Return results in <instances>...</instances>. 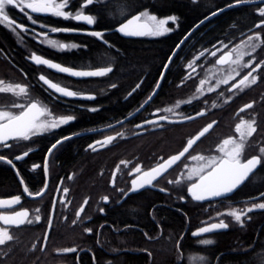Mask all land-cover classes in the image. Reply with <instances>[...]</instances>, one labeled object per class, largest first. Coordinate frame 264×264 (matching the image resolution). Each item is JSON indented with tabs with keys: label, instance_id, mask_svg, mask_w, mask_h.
<instances>
[{
	"label": "flooded vegetation",
	"instance_id": "1",
	"mask_svg": "<svg viewBox=\"0 0 264 264\" xmlns=\"http://www.w3.org/2000/svg\"><path fill=\"white\" fill-rule=\"evenodd\" d=\"M105 1L109 0H101L99 3L94 0L92 5L83 9L84 14L95 17L93 25L58 18L51 14L31 13V10L26 8L22 11L23 5L6 8L10 20L14 23L11 27L7 23L0 24V31H3L12 41L5 42L6 51L0 47V82H2L0 84L25 86L28 95L18 97L12 92H0V111L18 114L20 109L13 108L12 105L27 104L30 98L31 102H35L38 107L47 109L48 115L44 117L46 119L54 120L67 116H73L74 119L56 129L41 131L26 141L10 140L7 143L11 147L0 146V156L5 157V160L0 161V173H4L8 178L0 185V201H11L17 196L20 197L18 204L11 206L0 204V215L13 216L17 211H28V218L33 220L31 225L25 222L19 226L6 225L0 220V228L6 229L13 237L11 241H6L0 246V264H116L119 255L129 251L145 252L148 254L147 264H149L152 253L147 247L153 243L163 244V240L166 239V236L162 234V220L153 214V208L165 206L180 210L177 206L188 198L185 192L187 186L191 184V181H187L182 191L185 177L189 171L205 163L207 159L222 156L223 153L219 152V147L225 139L243 144L240 154L241 162L253 156L260 158V163L264 162V153L260 152V149L264 148V24L261 23L264 21V16L259 14L260 10L264 9V0L250 4H239V2L253 0H223L224 6H229V9L239 5L250 6L239 12L248 15L247 19L227 21L229 29L233 24L240 23L243 30L240 38H229L219 52L216 48L212 50V52L216 51V55L210 60L202 57L204 52H198L195 58L184 61V57L177 54L190 34L175 52L164 71L169 56L190 28L179 36L171 52L161 64H157L155 69L146 67L138 70L130 83L125 85L126 88L123 81L130 75L117 73L113 69L118 61L116 56L119 49L110 41V36L139 40L146 44L151 40L177 32L178 20L176 19L175 25L169 28L172 30L163 35L123 37L111 31L119 23L110 27L99 26V17L102 16L98 7L102 8ZM82 3L83 0H70V5L65 11H72L75 14L81 9ZM141 13L151 14L156 18L175 17L173 14L157 16L149 10L134 14L141 15ZM29 15L37 21L36 24L31 23ZM206 16L208 14L198 22ZM140 21L145 20L141 18ZM257 24L261 26L257 28ZM16 25H24L27 31H22ZM40 25L46 27L41 28ZM52 27L72 31L52 33L50 31ZM93 31L101 32L102 37L92 36L90 33ZM45 32L47 36L36 35V33ZM257 34H259V40L249 41L250 36L255 37ZM46 39H55L65 44L75 43L78 47L59 51L48 46L45 43ZM33 53L59 63L61 66L74 69L111 68L112 71L101 77H71L49 69L45 65H35L31 61ZM229 53L230 58L225 63H217L221 55L226 56ZM108 56H111V65L97 66L101 62H108ZM192 60L195 61L193 64L195 72H192V69L189 71L185 69L186 64ZM233 61H239V64ZM249 61H253L251 67H243ZM257 64L260 67L253 72V76L257 78L254 84L248 83L247 86H241L243 91L241 88H232V85L243 79ZM237 71L239 75H236ZM40 75H44L60 86L78 92L80 96H94L95 99L67 98L56 94L39 80ZM230 75L234 78L229 79L227 84L219 83L221 80L228 79ZM186 76L189 78L185 79ZM251 79L252 77H249V81ZM202 80L207 82L206 87L201 85ZM113 84L116 87L113 88ZM138 84L139 88L136 87ZM210 88L214 90L209 91ZM229 89L232 90L229 91ZM123 104H125L124 107L121 106ZM249 104L252 105L251 108L245 107ZM91 108L98 110L90 111ZM103 111L108 116L102 117ZM200 112L204 114L198 116L197 113ZM195 115L194 119L185 122H169ZM161 116L167 119L160 120ZM146 121L155 123H145ZM209 124H213V127L173 168L153 181L151 186L129 192L131 181L140 174L128 175L134 167L139 166L142 173L180 152L188 140ZM137 125H143V127H137ZM237 125H241L240 132L236 131ZM248 125L256 128V132L251 137L247 136ZM241 133H244L243 139ZM108 136L116 138L106 146L97 145L95 151L88 147L97 141L103 142ZM65 137L70 139L65 140ZM57 140H62L63 143L49 153L52 144ZM227 147L230 149L233 145L230 144ZM25 152L28 153L27 156L23 155ZM17 156L23 158L17 160L15 159ZM193 156L197 159L193 160L191 158ZM200 156H204L205 161H201ZM7 160H12L13 165H9ZM64 160L77 163H73L64 170L62 168ZM121 161L127 162V167L120 164ZM117 165L120 167L118 172ZM113 172H116L114 184ZM177 179H180L182 183L168 182ZM45 185H47L46 188ZM240 187L231 195L219 199H225L230 205V208L225 211L226 214L232 210L245 213L242 216V223L235 222L231 216L227 215L233 225L245 229L248 215L251 213L247 209L253 204L264 202V196L255 200L252 198L264 189L253 195L238 194L236 196L234 193ZM25 188L28 192H25ZM58 188L60 191H57ZM64 188L68 189L66 194L63 192ZM157 188L164 189L166 192ZM121 189L123 192L120 191ZM170 190L182 193L180 196L173 194V199L178 197L179 203H168L165 199L151 201V195L154 193L168 195ZM41 191H43L42 196L35 195ZM29 192L32 195H29ZM61 197L64 199L63 205L60 203ZM104 197H108L107 202L104 201ZM54 200L56 207L51 227L46 235ZM85 200L87 204H84ZM82 206L84 210L77 218L76 213ZM141 207L147 210L145 213L148 217L142 218V222L138 218L124 219L125 217L120 216L122 212H140ZM37 209L39 212H36ZM255 211L261 210L252 212ZM36 215L41 217L39 222L35 221ZM114 217L117 218L115 224L111 222ZM73 221L76 223L74 224ZM150 222H154L156 226L154 232L150 228ZM54 223L58 224L59 229L77 232L53 233L51 231L54 230ZM230 226L232 225L229 224L227 229ZM109 228L112 231L111 234L108 233ZM86 229H91V233ZM135 230L140 232L142 239L146 242L138 247L122 240L128 232ZM192 231L189 236L194 240L192 244L198 248L194 256L195 264H198L201 246L199 239L209 234L193 236ZM73 248L76 250L65 252V249ZM179 256L180 259L183 258L181 251Z\"/></svg>",
	"mask_w": 264,
	"mask_h": 264
},
{
	"label": "trees",
	"instance_id": "2",
	"mask_svg": "<svg viewBox=\"0 0 264 264\" xmlns=\"http://www.w3.org/2000/svg\"><path fill=\"white\" fill-rule=\"evenodd\" d=\"M224 7L223 0H195V2L194 0L105 1L102 8L98 7L102 13H100L102 17H99L98 21L99 26L110 27L116 25L132 14L143 10H149L157 16L173 14L178 20L179 30L177 32L156 40H151L146 44L139 40L110 36V41H112L119 49L118 55L116 56L118 57V61L113 69L116 70L117 73L130 75L123 81V85L125 86L130 83L134 74L136 75L138 70L146 67L155 69L157 64H161L169 55L175 41H177L183 32L192 28L205 15H209V13L211 14L213 11ZM247 8H250V6L239 5L230 9L227 8L211 17L206 24L201 25L191 33L186 42L181 46L177 55H182L184 61H186L195 58L198 52H204V55L202 56L203 58L207 60L212 59L213 56L210 55L212 50L215 48L222 49L229 38L237 39L242 36L243 30L240 23L233 24L232 28L229 29L227 21L229 19H247L248 15L239 13ZM5 42L11 43L12 41L3 31H0V47L6 51ZM93 44H95V42H93ZM108 57V62H101L97 66L111 65V56ZM169 69L167 70V73L169 72ZM124 88H126V86ZM121 106L124 107L125 104ZM103 116H108V114L103 111L102 117ZM73 163L77 162L64 160L62 168L64 170L68 169ZM6 179L8 178L5 177L4 173H0V185H2ZM186 184L187 181H183L182 191ZM263 189L264 162L259 164L255 172L234 194L236 196L238 194L248 196ZM173 194L180 196L182 193L173 192V190H170L168 195L154 193L151 195V201L165 199L168 203H179L178 197L173 199ZM177 207L180 210L165 206L153 208V214L156 215L158 219L162 220V234L166 236V239L163 240V244L153 243L151 246L147 247L152 253L151 262L149 264H195L196 259L193 258H196L194 256L197 253L198 248L193 245L194 240L189 236L190 231L199 228L206 223L219 221L220 219H224L232 226L225 231H218L199 239L200 241L203 239H211L213 243L209 245L201 243V246L199 247L200 254L198 255H200L199 258L203 257V259H199L198 264H264V210L249 213L247 225L245 229H242V227H236L233 225L229 220L225 211L230 208V205L226 203L225 199L196 202L187 198L184 203L179 204ZM140 209L142 212H122L120 213V216L122 215L121 218L125 217L124 219H127L128 217L138 218L142 222V218H148L147 213H145L147 210H143L142 207ZM116 221L117 218L114 217L111 222L115 224ZM150 228L152 232L156 230L154 222H150ZM53 229L54 230L51 232L56 234H70L77 232L68 229H59L57 223L53 224ZM108 233H112L110 228L108 229ZM122 240L125 241V243L134 244L136 247L143 245L145 242L142 239L140 232L137 230L128 232L124 238L122 237ZM180 251L183 255L182 259H180L179 256ZM147 263L148 254L145 252L133 253L131 251L122 252L116 262V264Z\"/></svg>",
	"mask_w": 264,
	"mask_h": 264
},
{
	"label": "snow or ice",
	"instance_id": "3",
	"mask_svg": "<svg viewBox=\"0 0 264 264\" xmlns=\"http://www.w3.org/2000/svg\"><path fill=\"white\" fill-rule=\"evenodd\" d=\"M95 2L99 3L101 0H95ZM195 2V0H194ZM94 0H83L82 7L79 11L73 14L72 11H65L66 8L70 5V0H0V24L7 23L9 27L14 23L10 20L9 15L7 14L6 8L7 6H20L23 5L21 10L23 11L25 8L30 9L31 13H40V14H51L52 16L63 18V19H72L77 22H86L88 25H93L95 23V17L93 15L84 14L83 9L89 5H92ZM217 13H212V15H216ZM261 16H264V9L260 10L259 13ZM142 16H146L147 20L151 23H137ZM141 15L133 16L131 19L127 20V23H123L119 28L118 31L125 35H163L166 32H170L172 29L166 28L165 24L167 23L166 20L157 21L155 16H148L147 13H141ZM29 19L31 20L32 24H36L37 21L29 15ZM170 20L175 22L177 19L176 17H170ZM264 24V21L261 22ZM261 24H257L256 27L259 28ZM17 28L21 29L22 31H27V28L24 25H16ZM41 28L46 26L40 25ZM52 33L60 32V31H72L70 29H59L52 27L50 29ZM92 36L95 37H102L101 32L93 31L90 33ZM36 35H44L47 36V32L45 33H36ZM253 39L259 40V34L255 37L250 36L249 41ZM45 43L59 51L64 50H72L78 47L77 44H65L60 43L55 39H46ZM183 43V41H181ZM180 45H177V49H179ZM226 47V45H225ZM255 50V49H253ZM216 51H220L217 49ZM216 51L211 53L212 56L216 55ZM175 55V53H173ZM203 55V53H201ZM230 53L226 56H221V58L217 61V63L223 64L230 58ZM199 59V57H197ZM171 60V57H170ZM31 61L35 63V65H45L49 69L56 70L60 73L68 74L71 77L76 78H86V77H101L104 76L106 73L111 72V68H103L98 71H80L74 70L72 67L61 66L59 63H54L48 59L42 58L40 55H36L33 53L31 55ZM192 64H189L187 67L192 69V72H195L196 69L193 67ZM233 63L239 64V61H233ZM253 61H249L247 64L243 65V67H251ZM167 67V66H165ZM260 67L259 64L256 65L255 68H252L251 71L248 72L247 75L243 77V79L239 80L237 84L232 85V88H243L241 86H247L248 83L254 84L256 82V77L253 76V72H256L257 69ZM233 71H236L233 69ZM236 75H239V72H236ZM191 76V73H189ZM249 77H252L251 81H249ZM189 78L188 76L185 79ZM231 75L228 79H224L219 81V83L227 84L229 79H233ZM39 80L43 82L49 89L53 90L54 93L62 95L67 98H86V99H95L94 96H80V94L76 91L69 90L67 87L60 86L58 83H54L51 80L47 79L44 75L39 76ZM2 83V82H0ZM201 85L205 83V81L200 82ZM219 84L217 85V87ZM112 87H116L115 84ZM139 88V84L136 86ZM159 87V84H157ZM214 89L210 88L209 91H213ZM232 89H229L231 91ZM135 91V89H133ZM0 92H12L18 97H27L28 90L25 86H21L19 84L6 87H0ZM131 95V93H129ZM151 99V97H149ZM13 108L20 109L19 113H13L11 111H0V146L2 147H11L7 142L10 140H29L31 136L38 134L41 131H49L60 127L61 125H65L74 119L73 116L62 117L59 119L49 120L44 117L48 115L46 108L38 107L35 102H31L30 98L27 104L25 103H14L12 105ZM142 107V106H141ZM179 107V105H177ZM245 107L251 108L252 105H246ZM90 111H97L96 108L89 109ZM168 111H172V109H168ZM243 111V109H241ZM203 112L197 113V115H203ZM195 117H187V119H194ZM160 120H166L167 117L161 116ZM145 123H155L154 121H146ZM215 123V122H213ZM137 127H143V125H137ZM213 127V124H209L207 127L203 129L199 133L195 139L189 140L187 147H184L183 151L179 152L178 155H174L169 157L167 160H164L162 163H159L156 167H153L150 171L143 172L141 175L137 176L135 179L131 181L132 191L143 189L146 185H152L153 181L157 180V177L161 176L162 173L167 172L168 168L172 167L177 161L181 159V157L185 156V153L189 152V149L192 148V145L199 140L200 137H203L209 129ZM236 131H241V125H237ZM256 132V128L252 127V125H248L247 136L251 137L253 133ZM244 133H241V138L243 139ZM116 137L108 136L106 140L103 142L97 141L95 144L89 145L88 147L91 148L93 151L97 150V145L101 147L106 146L107 144L111 143ZM65 140L70 139V137H65ZM63 143L62 140H57L56 143L52 144L51 148L49 149V153L52 152L53 149H56L58 145ZM232 144V148H228L227 146ZM243 148V144H237L231 139H225L223 144L219 147V152L223 153L222 156H213L206 160L205 163L199 165L197 168L192 169L189 171L187 176L185 177L186 181H191L190 186H188L187 191L191 194L192 199L196 201H203L206 199L214 198V197H223L226 194L232 193L245 179L249 176L250 173L254 171V169L260 164V158L253 157L248 159L246 163H241L240 161V154ZM260 152L264 153V148L260 149ZM27 156L28 153L25 152L23 154ZM22 156H17L15 159L19 160L22 159ZM193 160L197 159V157H191ZM199 159L201 161H205L204 156H200ZM5 160V157L0 156V161ZM163 160V158H161ZM9 165H13L12 160H7ZM120 164H123L127 167V162L121 161ZM38 167V166H36ZM187 167V166H186ZM116 171H120L119 165H117ZM134 173H141V168L139 166L134 167L128 175H133ZM113 176V184L115 183L116 172L112 173ZM23 183V181H21ZM170 184H180L182 181L177 179L175 181H168ZM47 185H45V188ZM25 192H28V189H24ZM57 191H60L58 188ZM123 192V190H120ZM164 191V189H161ZM63 192L66 194L68 192L67 188L63 189ZM32 195V193H28ZM37 196H42L43 191L36 193ZM127 195V193L125 194ZM105 202H107L108 197L103 198ZM183 199V198H182ZM20 203V197L17 196L11 201H0V204H7L9 206ZM60 203L64 204V199L61 197ZM84 204H87V200H85ZM56 207V201H53V209ZM264 210V203L253 204L252 207L247 209L248 212H252L254 210ZM83 206L80 210L76 213L77 218L80 217V214L83 212ZM101 211H103L101 209ZM39 212V209L36 210ZM220 215V214H218ZM228 216H231L235 222L242 223V216L245 215L243 211H236L232 210L227 213ZM28 211H17L13 216H3L0 215V220L4 222L6 225H23L27 222L29 225L33 223L32 219H29ZM41 220L40 215L35 216V221L39 222ZM49 225H51L52 221L49 219ZM75 224L76 221H73ZM229 224L226 223L224 220H220L219 223H212L209 227H201L199 229V233H209L213 230L219 229H227ZM87 232L91 233V229H86ZM197 235V233H194ZM13 237L9 235V232L6 229L0 228V246L4 245L6 241H11ZM200 243L204 245L212 244L213 241L211 239H203ZM76 249H65V252H72ZM196 259V258H193ZM203 259V257L199 258Z\"/></svg>",
	"mask_w": 264,
	"mask_h": 264
},
{
	"label": "water",
	"instance_id": "4",
	"mask_svg": "<svg viewBox=\"0 0 264 264\" xmlns=\"http://www.w3.org/2000/svg\"><path fill=\"white\" fill-rule=\"evenodd\" d=\"M256 2H258V0H253V1H242V2H239V4H250V3H256ZM229 6H227V7H224V8H221V9H219V10H216V11H214V12H212V13H220L221 11H223V10H225V9H227ZM212 13L211 14H209L208 16H206L204 19H202L200 22H198L197 24H195L189 31H188V33L184 36V38L181 40V41H185V39L192 33V32H194L195 31V29H197L199 26H201L204 22H206L208 19H210L211 17H213L214 15H212ZM139 14H134V15H132V16H130V17H128V18H126L125 20H123L122 22H120L118 25H116L111 31H114V32H117L119 35H121V36H123V37H130L131 35H125V34H123V33H121L120 31H118V28L123 24V23H127V20L128 19H131L133 16H138ZM137 23H140V24H143V23H147L146 21H138ZM181 41L179 42V44L178 45H180L181 46ZM178 49H177V46H176V48L174 49V51L172 52V54L169 56V58H168V61H167V63L165 64V66H168V64H169V62L171 61L170 60V57H171V59H172V57L174 56L173 55V53H175L176 51H177ZM221 56H225V55H221ZM221 56L219 57V59L221 58ZM218 59V60H219ZM217 60V61H218ZM220 64V63H219ZM166 68L167 67H164V71L166 70ZM74 69V68H73ZM101 69H103V68H96V69H89V70H80V69H74V70H80V71H98V70H101ZM56 71V70H55ZM163 71V72H164ZM58 72V71H57ZM60 73V72H59ZM62 74H65V73H62ZM68 75V74H67ZM192 117H196V115L195 116H192ZM188 120H190V119H187V118H184V119H181V120H174V121H169V122H178V123H180V122H185V121H188ZM203 131V130H202ZM200 133V132H199ZM199 133L198 134H196L195 136H193L190 140H192V139H195L197 136H199ZM201 138V137H200ZM189 141V140H188ZM198 140H196V142H197ZM195 142V143H196ZM195 143L192 145V147L195 145ZM187 144H188V142L186 143V145L184 146V147H187ZM184 147H183V149H184ZM183 149L181 150V151H183ZM191 149V148H190ZM189 149V150H190ZM180 151V152H181ZM179 154V152L178 153H176V154H174V155H178ZM186 154V153H185ZM174 155H172V156H174ZM171 157V156H170ZM253 157H257V156H253ZM253 157H250V158H248V159H251V158H253ZM169 158V157H168ZM168 158H166L165 160H167ZM181 159H182V157H181ZM180 159V160H181ZM248 159H246L245 161H243V162H241V163H246V161L248 160ZM179 160V161H180ZM179 161H177L175 164H173L172 165V167H170V168H168V170H170L171 168H173ZM163 162V161H162ZM162 162H160V163H162ZM158 165V164H157ZM157 165H155V166H153V167H156ZM152 167V168H153ZM152 168H150V169H148V170H146V171H150ZM257 168V167H256ZM255 168V169H256ZM255 169H254V171H255ZM167 170V171H168ZM146 171H144V172H146ZM253 171V172H254ZM252 172V173H253ZM143 173V172H142ZM142 173H140L139 175H141ZM166 172H164V173H162V175L163 174H165ZM252 173H250L249 174V176L252 174ZM139 175H137V176H139ZM161 175V176H162ZM136 176V177H137ZM248 176V177H249ZM135 177V178H136ZM160 177V176H159ZM159 177H157V178H159ZM247 177V178H248ZM134 178V179H135ZM247 178L245 179V181L247 180ZM244 181V182H245ZM244 182H242L238 187H240ZM148 186H151V185H146L145 187H148ZM188 186H190V185H188ZM188 186H187V188H188ZM153 187V186H152ZM237 187V188H238ZM153 188H155L156 189V187H153ZM187 188H186V192H185V194H186V196L188 197V198H190V199H192V197H191V194H189L188 193V191H187ZM236 188V189H237ZM158 190H160L161 191V189H159V188H157ZM235 189V190H236ZM139 190V189H138ZM234 190V191H235ZM135 191H137V190H135ZM135 191H132V185H131V188L129 189V192H135ZM233 191V192H234ZM163 192H166L165 190L163 191ZM232 192V193H233ZM232 193H230V194H226V196H223V197H214V198H210V199H206V200H203V201H196V200H194V199H192L193 201H196V202H207V201H213V200H217V199H219V198H224V197H227V196H229V195H231ZM264 196V191H262L261 193H259L258 195H256L255 197H253L252 199L253 200H255V199H259V198H261V197H263ZM53 214H54V209H53V207H52V210H51V215H50V219H51V221H52V218H53ZM220 222V221H219ZM219 222H213V223H219ZM212 223H209V224H205V225H202L201 227H209L210 225H211ZM50 227H51V225H49V223H48V226H47V229H46V232H45V234L47 235L48 234V232H49V229H50ZM201 227H199V228H196L195 230H193L192 232H191V234L193 235V236H202V235H207V234H212V233H215V232H218V231H222V230H226V229H219V230H213V231H211V232H209V233H199V229L201 228ZM194 233H197V235H194Z\"/></svg>",
	"mask_w": 264,
	"mask_h": 264
},
{
	"label": "rangeland",
	"instance_id": "5",
	"mask_svg": "<svg viewBox=\"0 0 264 264\" xmlns=\"http://www.w3.org/2000/svg\"><path fill=\"white\" fill-rule=\"evenodd\" d=\"M148 14V13H147ZM148 16H153V15H151V14H148ZM141 18L143 19V20H145V21H147L149 24L151 23L150 21H148L147 20V17L146 16H141ZM170 17H164V18H156L157 19V21H160V20H166L167 21V23L165 24V27L166 28H171L173 25H175V22H173L172 20H170L169 19ZM151 36H154V35H151ZM193 63V60L192 61H190V62H188L187 64H186V66H185V69L186 70H191L190 68H188L187 66L189 65V64H192ZM216 71V70H215ZM205 87L207 86V82H205L204 84H203ZM6 85H2V84H0V87H5ZM259 203H264V202H259ZM250 207H252V206H250ZM215 222V221H214ZM217 222V221H216ZM209 223H213V222H209ZM209 223H206V224H209ZM205 225V224H204Z\"/></svg>",
	"mask_w": 264,
	"mask_h": 264
}]
</instances>
